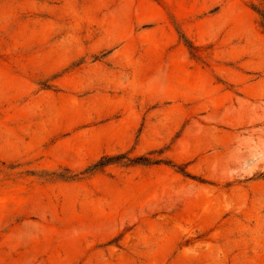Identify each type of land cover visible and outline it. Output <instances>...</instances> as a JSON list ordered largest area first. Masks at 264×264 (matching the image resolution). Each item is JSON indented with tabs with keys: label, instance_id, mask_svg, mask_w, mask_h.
<instances>
[{
	"label": "rangeland",
	"instance_id": "rangeland-1",
	"mask_svg": "<svg viewBox=\"0 0 264 264\" xmlns=\"http://www.w3.org/2000/svg\"><path fill=\"white\" fill-rule=\"evenodd\" d=\"M127 49L160 92L68 88ZM156 229L153 264H264V0H0V264H150Z\"/></svg>",
	"mask_w": 264,
	"mask_h": 264
},
{
	"label": "bare ground",
	"instance_id": "bare-ground-1",
	"mask_svg": "<svg viewBox=\"0 0 264 264\" xmlns=\"http://www.w3.org/2000/svg\"><path fill=\"white\" fill-rule=\"evenodd\" d=\"M155 21V19H151ZM151 37H157L159 35V30H151L148 33ZM126 35L110 36L103 38L102 42L99 44L101 48H108L116 43L126 40ZM161 54L156 51V54L153 57L145 58L143 53H138L137 56H133V50L127 49L123 51H117L112 57L108 59L110 64L118 72L117 79L112 82L107 80V74H104V77L97 76L96 81L93 83H80V84H70L68 83V88L74 93H83L92 90H110L113 92H120L127 94V97L135 99L138 96H146L148 93L160 92L158 89L159 80L162 76V57ZM181 98V95H176L173 98ZM189 99V98H188ZM116 107L128 109L130 105L121 101L116 104ZM46 132V131H45ZM5 202H3L4 204ZM175 202H168V207H171ZM156 230H149L150 236H142L139 243L143 245L147 250L145 251V259L152 262L157 258V255L160 250L167 251L171 250L176 246V238L168 239L166 236L159 235ZM169 233L167 228L166 234ZM219 238L223 237L226 232L218 231L216 232ZM20 244L26 245L27 243L22 241H17ZM28 242V239H27ZM263 242L262 237L254 240L247 244L252 250H256L261 247ZM29 244V243H28ZM182 256L192 261L195 259V256L186 254L183 252ZM122 259H127V256H123ZM246 260H242V263Z\"/></svg>",
	"mask_w": 264,
	"mask_h": 264
}]
</instances>
